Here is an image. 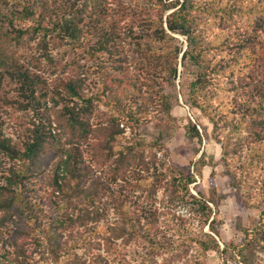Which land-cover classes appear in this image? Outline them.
<instances>
[{
  "label": "trees",
  "instance_id": "trees-1",
  "mask_svg": "<svg viewBox=\"0 0 264 264\" xmlns=\"http://www.w3.org/2000/svg\"><path fill=\"white\" fill-rule=\"evenodd\" d=\"M128 48L156 63L166 87L192 74L180 94L211 123L237 194L264 160V0H0V88L25 116L7 132L0 115V264H133L131 240L161 250V186L201 224L210 218L207 200L189 190L192 174L170 162L163 128L148 138L140 124L153 119L125 108L108 84L128 70ZM83 51L103 67L104 87L90 94ZM176 95L160 97L170 130ZM101 102L107 111H96ZM185 130L201 137L192 119ZM254 230L221 252L252 264L250 239L264 237ZM206 236L204 250L217 246Z\"/></svg>",
  "mask_w": 264,
  "mask_h": 264
},
{
  "label": "rangeland",
  "instance_id": "rangeland-1",
  "mask_svg": "<svg viewBox=\"0 0 264 264\" xmlns=\"http://www.w3.org/2000/svg\"><path fill=\"white\" fill-rule=\"evenodd\" d=\"M241 19L237 16L235 22L240 23ZM177 37L185 46V37L179 34ZM134 52L128 48L122 53L123 65L128 70L122 69L120 74L114 71L115 78L108 81V84L114 94H118L120 101L125 103V108H129L131 104L139 113L153 119L152 122L140 124V128L148 132V138L163 128L162 141L170 162L192 174L194 181L188 185L189 190L196 195L199 193L207 200L211 215L201 224L190 202L172 200L161 186L155 201L159 213V240L156 241L162 243L161 250L151 249L147 244L131 240L127 245V256L132 259L133 264H241L236 261L239 257L231 259L229 253H222L221 250L225 244L239 243L245 228L251 230L256 226L252 233L264 232V160L247 169L242 176L245 183H242V190L237 194L231 185V178L225 173L221 147L211 133V123L198 110L190 109L180 94L184 88L178 82L186 84L192 74L177 77L173 84L166 87L156 63L144 66ZM99 61L100 59L96 60L84 51L81 53L79 64L83 65L84 87L88 94L104 87L103 67ZM131 77L132 80L127 79ZM119 78L124 83H120ZM6 89L0 88V115L6 118V131L11 132L13 126L19 124L25 116L22 111L7 104L4 98ZM168 89L177 94L175 98L171 97L174 105L171 117L167 118L172 125L171 130L164 126L167 120L160 104L161 95ZM110 97L111 95H106V100ZM110 106L101 102L95 109L97 112H104ZM188 119L197 123L200 138L191 139L187 136L185 125ZM125 134H129L127 129ZM241 161H246L244 153L235 159L233 166H239ZM212 225L215 232L211 230ZM207 234L215 239L217 246L212 247L210 243V248L204 250L200 242L208 240ZM250 240H258L250 254V262L264 264V237Z\"/></svg>",
  "mask_w": 264,
  "mask_h": 264
}]
</instances>
